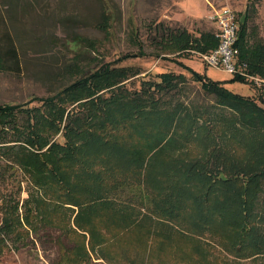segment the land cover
Here are the masks:
<instances>
[{"label":"trees","instance_id":"1","mask_svg":"<svg viewBox=\"0 0 264 264\" xmlns=\"http://www.w3.org/2000/svg\"><path fill=\"white\" fill-rule=\"evenodd\" d=\"M257 3L239 23L237 46L239 64L263 80L264 39L250 25ZM109 23L105 14L99 27L108 33ZM155 28L162 55H173L159 57L188 71L214 105L172 99L189 81L183 72H163L160 81L132 89L125 81L138 70L112 62L36 97L39 105L0 104V183L20 170L40 190L23 201L22 213L20 199L5 196L0 250L6 236L18 241L25 225L62 228V208L68 229L84 237L79 264L88 248L105 244L109 222L125 223L140 208L193 242L200 259L189 264H210L215 247L231 257L224 264H264V107L226 85L256 82L239 74L215 81L181 60L216 48L215 27L198 36L181 26ZM140 56H147L143 49L118 61ZM5 62L0 52V70Z\"/></svg>","mask_w":264,"mask_h":264},{"label":"rangeland","instance_id":"2","mask_svg":"<svg viewBox=\"0 0 264 264\" xmlns=\"http://www.w3.org/2000/svg\"><path fill=\"white\" fill-rule=\"evenodd\" d=\"M256 1L0 0V52L6 61L0 70V104L39 105L36 97L55 94L77 79L81 71H92L112 62L138 70L135 77L125 81L132 89L141 88L143 82L160 81L158 75L163 72H183L189 81L172 99L189 105L212 106L215 98L192 81L188 71L159 57L162 51L155 27L162 23L181 26L198 36L202 31L214 30L210 19L214 8L229 6L238 12L242 21L249 5L255 6ZM255 11L250 25L257 26L259 36L264 39V0H259ZM105 14L110 17L108 33L99 27ZM87 40L93 41L94 46ZM141 49L147 56L118 61L120 56ZM191 56L181 60L215 81L234 77L222 68L208 66L194 52ZM75 64L78 69H70ZM226 85L241 95L255 98L264 107L260 101L264 80L262 83L227 82ZM10 193L20 199L18 212L22 213L23 201L39 195L40 190L20 170L1 182L0 224L5 196ZM31 204L36 209V204ZM144 212L140 208L134 213L130 210L131 219L125 223L121 217L109 222L111 231L106 233L105 244L96 251L88 248L89 257L79 264H189L190 259H200L187 236ZM57 214L62 228L41 226L35 231L25 225L20 228L21 234L15 243L6 236V245L0 250V264H75V260L79 261L77 250L83 245L84 237L68 229L67 213L62 208ZM229 258L219 247L213 248L209 257L210 264H224Z\"/></svg>","mask_w":264,"mask_h":264},{"label":"built area","instance_id":"3","mask_svg":"<svg viewBox=\"0 0 264 264\" xmlns=\"http://www.w3.org/2000/svg\"><path fill=\"white\" fill-rule=\"evenodd\" d=\"M210 19L215 27L216 37L219 45L206 53L196 52L205 64L215 68H222L232 75L239 74L248 80L262 83L263 80L247 72L245 65L239 64V14L229 6L214 8Z\"/></svg>","mask_w":264,"mask_h":264}]
</instances>
